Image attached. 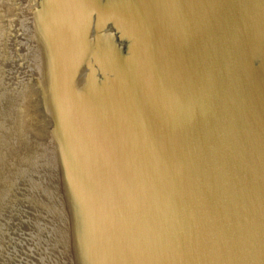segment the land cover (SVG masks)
Returning <instances> with one entry per match:
<instances>
[{
	"label": "water",
	"instance_id": "water-1",
	"mask_svg": "<svg viewBox=\"0 0 264 264\" xmlns=\"http://www.w3.org/2000/svg\"><path fill=\"white\" fill-rule=\"evenodd\" d=\"M0 264H264V0H0Z\"/></svg>",
	"mask_w": 264,
	"mask_h": 264
}]
</instances>
